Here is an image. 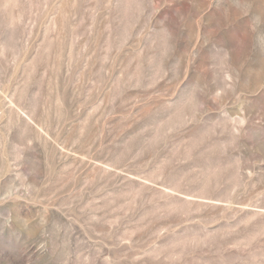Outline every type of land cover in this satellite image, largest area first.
<instances>
[{
  "label": "rangeland",
  "instance_id": "rangeland-1",
  "mask_svg": "<svg viewBox=\"0 0 264 264\" xmlns=\"http://www.w3.org/2000/svg\"><path fill=\"white\" fill-rule=\"evenodd\" d=\"M0 264H264V0H0Z\"/></svg>",
  "mask_w": 264,
  "mask_h": 264
}]
</instances>
